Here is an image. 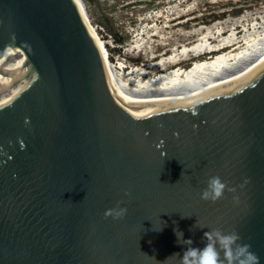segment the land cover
<instances>
[{
    "label": "water",
    "instance_id": "water-1",
    "mask_svg": "<svg viewBox=\"0 0 264 264\" xmlns=\"http://www.w3.org/2000/svg\"><path fill=\"white\" fill-rule=\"evenodd\" d=\"M211 175L235 192L202 200ZM213 227L264 264V60L129 99L78 0H0V264H180Z\"/></svg>",
    "mask_w": 264,
    "mask_h": 264
},
{
    "label": "rangeland",
    "instance_id": "rangeland-1",
    "mask_svg": "<svg viewBox=\"0 0 264 264\" xmlns=\"http://www.w3.org/2000/svg\"><path fill=\"white\" fill-rule=\"evenodd\" d=\"M83 1L92 23L107 44L111 60L115 64L126 62L132 69L155 65L164 55L173 52L174 47L192 42L204 32L219 46L224 45L223 41L233 31L241 37L242 44L245 33H264V0ZM239 10L243 12L236 15ZM105 22L122 36L123 43L115 41ZM219 28L222 31H218ZM218 51H206L197 56L190 53L191 56L182 59L181 65L187 67L194 58L211 56Z\"/></svg>",
    "mask_w": 264,
    "mask_h": 264
},
{
    "label": "bare ground",
    "instance_id": "bare-ground-1",
    "mask_svg": "<svg viewBox=\"0 0 264 264\" xmlns=\"http://www.w3.org/2000/svg\"><path fill=\"white\" fill-rule=\"evenodd\" d=\"M78 1L90 29L102 46L106 66L116 90L129 99L160 100L198 94L244 75L264 60V33L261 34L259 31V35L245 33L243 45L241 37L233 31L223 41L224 45L219 46L211 41L209 33L204 32L192 42L184 43L177 48L172 47L174 51L164 55L157 63L155 62L156 64L154 63L155 65L137 66L127 71L122 69V63L119 62L117 65L111 60L107 44L92 23L85 2ZM218 31H222L221 28ZM216 50L219 51L214 55L194 58L193 63L187 67L181 65L182 59H187L190 53L197 56L206 51L213 53Z\"/></svg>",
    "mask_w": 264,
    "mask_h": 264
},
{
    "label": "clouds",
    "instance_id": "clouds-1",
    "mask_svg": "<svg viewBox=\"0 0 264 264\" xmlns=\"http://www.w3.org/2000/svg\"><path fill=\"white\" fill-rule=\"evenodd\" d=\"M160 126L163 127V124ZM248 182L247 179L244 181L245 184ZM226 191L235 192V188L229 187V182L220 175H211L207 179V186L201 192V199L216 202L225 196ZM124 195L131 196V192L125 191ZM233 200L238 203L239 197L233 196ZM122 203L123 200H120L115 207L107 209L105 217L123 219L128 209L121 207ZM204 239L206 243L203 248L192 247L190 239L184 241L189 246L183 255L177 253L173 256L179 259L180 264H260V257L251 250L250 244L240 242L242 237L235 229L213 227L204 233Z\"/></svg>",
    "mask_w": 264,
    "mask_h": 264
},
{
    "label": "trees",
    "instance_id": "trees-1",
    "mask_svg": "<svg viewBox=\"0 0 264 264\" xmlns=\"http://www.w3.org/2000/svg\"><path fill=\"white\" fill-rule=\"evenodd\" d=\"M243 12V10H239L237 13H236V15H239V14H241ZM105 25L107 26V27H109V25H108V23H106L105 22ZM109 29H110V31H112L113 32V36H114V39H115V41L118 43V44H120V43H123V38H122V36H120V35H118L111 27H109ZM121 49V48H120Z\"/></svg>",
    "mask_w": 264,
    "mask_h": 264
}]
</instances>
